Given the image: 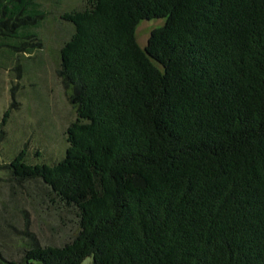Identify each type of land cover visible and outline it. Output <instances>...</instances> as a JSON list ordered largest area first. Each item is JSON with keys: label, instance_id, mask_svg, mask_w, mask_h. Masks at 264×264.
<instances>
[{"label": "trees", "instance_id": "trees-1", "mask_svg": "<svg viewBox=\"0 0 264 264\" xmlns=\"http://www.w3.org/2000/svg\"><path fill=\"white\" fill-rule=\"evenodd\" d=\"M11 1L14 19L40 11ZM62 17L64 154L0 167L75 208L78 231L41 245L5 201L0 264H264V0H85Z\"/></svg>", "mask_w": 264, "mask_h": 264}, {"label": "rangeland", "instance_id": "rangeland-1", "mask_svg": "<svg viewBox=\"0 0 264 264\" xmlns=\"http://www.w3.org/2000/svg\"><path fill=\"white\" fill-rule=\"evenodd\" d=\"M35 2L41 12L25 9L19 19L12 17L18 7L15 1L7 11L0 8V165L4 166L23 148L31 163L58 161L67 146L66 129L77 117L70 99L72 87L60 74L61 48L74 31L62 16L83 8L85 0ZM163 23L142 21L136 30L139 43L146 46L151 32ZM45 191L41 181L23 185L0 167V209L6 201L11 217L18 204L24 209L14 216L18 227L28 222L41 245L65 244L78 231L76 209L48 198ZM92 261L89 256L81 264Z\"/></svg>", "mask_w": 264, "mask_h": 264}]
</instances>
